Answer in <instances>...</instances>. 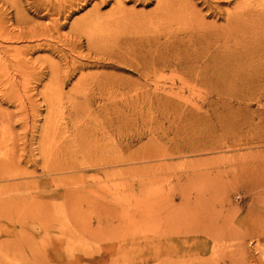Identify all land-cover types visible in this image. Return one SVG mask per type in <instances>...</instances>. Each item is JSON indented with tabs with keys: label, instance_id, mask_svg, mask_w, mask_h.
I'll return each instance as SVG.
<instances>
[{
	"label": "rangeland",
	"instance_id": "rangeland-1",
	"mask_svg": "<svg viewBox=\"0 0 264 264\" xmlns=\"http://www.w3.org/2000/svg\"><path fill=\"white\" fill-rule=\"evenodd\" d=\"M244 5L0 0V240L20 248L0 264H264V16L234 22Z\"/></svg>",
	"mask_w": 264,
	"mask_h": 264
},
{
	"label": "bare ground",
	"instance_id": "bare-ground-1",
	"mask_svg": "<svg viewBox=\"0 0 264 264\" xmlns=\"http://www.w3.org/2000/svg\"><path fill=\"white\" fill-rule=\"evenodd\" d=\"M238 1V0H237ZM239 2L240 3H244L245 5H244V7H246L247 8V12H245V13H238L237 14V16H234L235 18H234V22L235 21H239V20H241L242 18H245V17H247V16H251V17H254V15L257 17V16H264V13H261V14H258L257 13V11L259 12V11H261V10H255V6L250 2V0H239ZM254 2V1H253ZM255 3V2H254ZM258 6V5H257ZM258 8V7H257ZM259 9V8H258ZM234 14H236V12L234 13ZM233 14V15H234ZM232 16V15H231ZM231 18V17H230ZM232 18H233V16H232ZM230 19L231 21L233 20V19ZM159 65V64H158ZM157 67V66H156ZM161 67V66H160ZM164 67V66H163ZM162 67V68H163ZM162 68L160 69V70H162ZM159 70V69H158ZM157 70V71H158ZM159 70V71H160ZM148 74H150V73H148ZM154 74V73H153ZM147 75V74H146ZM151 76V75H150ZM109 77V76H108ZM107 79V78H106ZM94 81V80H93ZM172 83V82H171ZM58 86V85H57ZM54 92H55V90H54ZM112 92V91H111ZM103 93V92H102ZM109 96V95H108ZM48 100H49V102H50V106H49V111H53V110H55V107H57V105L59 104H61V102H62V93L61 92H59V91H57V93H53V92H49L48 94H47V97H46ZM17 100V99H16ZM47 107V106H46ZM55 112H57V111H55ZM76 112V111H75ZM49 115V114H48ZM3 116V115H2ZM56 116V115H55ZM61 116V115H60ZM11 118V117H10ZM4 119V118H3ZM5 123V122H4ZM6 126H9V125H6ZM110 127V126H109ZM10 129V128H9ZM61 130L60 129H58L56 126H54V128L53 127H51V126H49V127H46L43 131H42V135H45V134H57V133H59ZM80 132H85V130H81ZM45 136H47V135H45ZM0 178H1V176H0ZM2 178L4 179V178H10V177H8V176H2ZM6 202V201H5ZM3 204V203H2ZM1 204V202H0V205H2ZM9 204V203H8ZM94 205V204H93ZM6 206V205H5ZM77 206V205H76ZM102 204H98L97 205V208H101L102 209V211H103V208H105V207H103L102 208ZM73 207V206H72ZM3 208V207H2ZM4 209H5V207H4ZM10 208H8V209H6V210H9ZM2 210V209H1ZM98 210V209H97ZM107 210V209H106ZM5 211V210H4ZM10 211V210H9ZM74 211V210H73ZM104 211H105V209H104ZM7 212V211H6ZM95 213V212H94ZM93 212L92 213H90V214H88L87 216H86V219H85V222H86V220H89V222L86 224V226H83L84 227V229L86 230V232L89 234V236L91 237V239H97V241H101V240H103V244H105L106 243V241H107V231H108V226H109V218H108V214L107 213H104L103 212V214H102V218H103V221L96 215V214H94ZM74 214V213H73ZM9 218V217H8ZM12 219H13V217H11ZM4 219V218H3ZM12 219H10V221L12 220ZM9 220V219H8ZM11 224H12V222H11ZM21 226V225H20ZM43 228H44V226H43ZM2 230V229H1ZM4 230V229H3ZM20 231H22V230H20ZM45 232H48V229L47 230H45ZM22 233L20 232V235H21ZM101 237H102V239H101ZM210 237V236H209ZM21 240L22 241H20V247L21 248H23L24 246L25 247H31V249H34V246L31 244V239H30V237L29 238H27V237H23L22 235H21ZM13 249H20V248H12L11 247V243L9 242V241H6L5 239H3L2 241L0 240V259H3V257H6L7 255H10V254H8V252L9 251H11V250H13ZM105 251H106V249H105ZM107 252V251H106ZM47 254L48 255H50V256H53V258L55 257V256H57V255H59V252H58V250L57 249H52L51 251H49V252H47ZM89 258V260H90V262H91V264H98V263H100V264H107V262H106V260H107V257H106V255L103 253L102 254V256L98 259L99 260V262H96V260L94 259L95 257H93V256H91V257H88ZM75 261H76V259H75ZM96 262V263H95ZM87 263H88V261H87Z\"/></svg>",
	"mask_w": 264,
	"mask_h": 264
}]
</instances>
